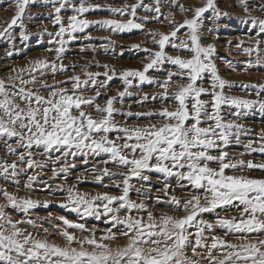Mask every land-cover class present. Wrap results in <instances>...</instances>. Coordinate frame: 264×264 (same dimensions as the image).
<instances>
[{
  "label": "snow or ice",
  "instance_id": "obj_1",
  "mask_svg": "<svg viewBox=\"0 0 264 264\" xmlns=\"http://www.w3.org/2000/svg\"><path fill=\"white\" fill-rule=\"evenodd\" d=\"M36 3L37 0H10L9 6H14L15 12L0 27V38L14 45L18 27L22 29L19 38L27 41L30 33L25 20L32 21L39 15L27 9ZM47 3L41 0V6ZM51 3L49 18L58 30L53 33L45 27L36 35L47 34L49 42L58 45L55 59L38 58L18 72L13 68L16 75L0 78V150L5 153L0 157V178L19 190L23 175L25 190L33 191L39 181L50 195L63 193L58 206L76 213L78 219L49 213L34 220L32 210L47 208L53 201L18 197L0 186V196L5 200L0 204V264H264V129L243 142L241 137L249 136L253 130L239 122L254 109L264 113V83L238 85L246 93L253 90L250 94L255 99L230 94L236 83L222 78L214 59L215 45L202 43V39H208L201 35L205 13L211 11L214 21L229 13L218 7L217 0L187 7L181 0H154L151 4L125 0L122 6L93 0ZM238 6L248 14L245 22L258 28L256 35L264 36V17L251 15L254 9L249 0H240ZM162 7L192 13V18L178 22L174 12L165 14ZM138 9L145 14L139 15ZM259 10L264 13V4L259 5ZM105 11L109 17L88 18L90 13ZM62 12L70 14L65 19ZM153 21H167L171 30L165 33L146 28ZM185 28L188 31L181 32ZM89 29L110 35L97 38ZM133 30L145 35L154 46H128L145 53L142 67L118 71L114 65L97 61L95 66L104 69L102 72L88 71L86 64L81 66L84 78L71 75L56 79L57 73L63 75L76 68L74 63L63 62L72 42L82 38L88 43L81 45V52L102 50L107 54L116 45L111 35ZM215 30L207 29L209 33ZM97 39L106 43H93ZM168 48L184 55H172ZM243 52L255 55L254 61H247L244 71L264 69V40L256 39ZM119 54L123 55V51ZM6 55L11 56L12 51ZM227 63L234 71L231 62ZM48 74L53 79L51 84ZM116 78L123 90L108 95L109 85ZM145 84L152 85L155 91L144 92L141 86ZM134 95L142 108L152 102L160 107L133 112L131 104L125 106L124 98ZM102 96L106 97L103 104L99 102ZM118 114L147 123L129 125L117 120ZM236 146L244 150L232 155ZM37 152L43 159L35 158ZM254 154L262 159H244ZM8 156L15 159L9 161ZM79 156L103 157L87 171L94 182L115 188L120 194L81 192L78 184L88 178L83 173L76 177V183L68 184L76 167L74 160ZM84 163H88L87 159ZM49 164L53 165L50 179L59 177L65 181L56 184L55 189L41 177ZM28 170L34 171L28 175ZM256 172L261 175H254ZM153 174H157V180L164 178L156 189L163 197L149 195ZM168 177H178L177 187L185 195L176 194ZM133 193L142 199H133ZM150 198L155 205L168 206L182 215L156 212L145 202ZM9 209L23 216L16 219ZM88 218L102 221L106 227H89ZM39 219H47L52 230L38 223ZM54 234L63 244L49 239ZM121 240L125 241L122 245Z\"/></svg>",
  "mask_w": 264,
  "mask_h": 264
},
{
  "label": "rangeland",
  "instance_id": "obj_2",
  "mask_svg": "<svg viewBox=\"0 0 264 264\" xmlns=\"http://www.w3.org/2000/svg\"><path fill=\"white\" fill-rule=\"evenodd\" d=\"M94 3H101V4H112L113 6H122L125 0H93ZM136 0H127V3H135ZM182 3L187 7L189 5L194 6H202L206 0H181ZM145 3H154V0H145ZM240 0H217V5L220 7L223 11H227L229 13L228 16L221 17L219 20H213L212 12L209 11L208 13H205V19H204V25H203V31L201 32L202 37H208V39H202L203 44L212 43L216 47V54H215V61L217 63V66L219 68L220 74L222 78L233 81L236 83L237 87H234L231 89L230 94H235L239 96H246V98L255 99L256 97L252 93L253 90H248L247 93L245 90L240 88L238 85L241 83H264V69H261L259 67L251 68L248 71H244L245 67H247V61L255 60V55L249 56L246 53L243 52V48L246 47H252L255 43L256 39L264 40V36H257L256 33L258 32V28H253L250 23H246L245 19L247 18L248 14L244 12L243 8L239 7ZM250 7H252L254 10L251 12L252 16H260L264 17V13H262L259 10V5L264 4V0H249ZM10 0H0V27L5 26V21H10L11 17L13 16L15 12V8L10 7ZM52 3L51 0H48V3L46 6H41V0H37V3L34 5H30L29 9L27 11L33 13V14H39L36 16V18L32 21L25 20V24L27 25L28 32L30 33L29 39L27 41H21L19 38V32L22 30L18 27L15 28V35H16V41L13 45L8 39L6 38H0V78L7 79L9 75H16V72H13L12 69H16L17 72L21 68H26L29 63L33 60H36L38 58H44L47 57L49 60H54V49L58 46L54 43H50V37L47 34H44L43 36H37V32H43L44 28L47 27L49 32H56L58 30V26L54 27L51 23V20L49 18V13L52 12ZM139 15H144L143 9H138ZM162 11L166 14L168 11H172L175 13V19L178 22H183L185 18H192V13H186L181 14L175 7L168 8V7H162ZM63 16H65V19L67 18V15L70 13H61ZM148 15H151L150 13ZM104 17H109L108 12H95L88 14L89 19H100ZM111 18H119V17H111ZM244 18V19H242ZM163 19V17H161ZM146 28L153 29V30H159L161 32H169L171 30L170 25L165 21L164 23H156L151 22L146 25ZM208 28H215V32L209 33L207 31ZM92 32V35L97 38L106 37L109 36L110 33L107 31H96L93 29H89ZM188 30L182 29L181 32H187ZM183 38V37H182ZM111 39L116 42V45L114 46L112 51H109L107 54H105L104 51L98 50L96 53H92L89 50H85L84 52L80 51V47L82 44L88 43L87 41H84L82 38L78 39L77 41L72 42L68 47L70 48V51L65 53V59L64 63L66 65L76 64L75 70L69 69V71L66 74H60L57 73L56 79L57 80H63L66 79L67 76L71 75H81L83 77L82 73V67L83 65H89L87 68L88 71H100L102 72L104 69L97 68L95 66V62H99L100 64H110L114 65L116 69L119 71L124 68H140L142 67L143 63H146V60L144 59L145 53L143 51H138L135 49H132L128 47L132 44H140L142 47H148L153 48V43L150 39H148L145 35L141 34L137 30H133L132 32H126L120 35H111ZM243 42L240 47H236V45L240 42ZM93 43L99 45L106 43L103 39H97L93 41ZM124 46L123 49L120 46ZM46 49H53L52 52L46 51ZM169 51L170 54L176 55L181 54L184 55V53H176L171 48L166 49ZM8 51H12L11 56H7L6 53ZM123 51V55H120L119 53ZM231 62V64L234 67L230 68L228 66L227 62ZM25 75V78L27 79V75ZM48 83H53V79L51 74H48ZM103 79V77H101ZM39 87V86H37ZM144 92H153L155 91L154 87L152 85H142L141 86ZM110 91L108 92V95H115L116 90L120 89L123 90V85L119 78L114 79L110 85H109ZM91 94V93H89ZM142 94V93H141ZM106 97L102 96L100 98V103L103 104ZM137 96H126L124 98V104L127 106L128 104L132 105V111H147L149 107H160L159 103H149L146 107H140L136 104ZM120 105H117L119 107ZM125 111H127V108L125 107ZM117 120L124 122L126 121L129 125L138 124V123H147V120L140 119L138 120L136 117H127L124 115H117ZM158 122V121H154ZM241 123H244L246 127L251 128L253 130L252 133L249 134V136H242L241 139L243 142H247L249 138H255V134L258 133L261 129H264V113H261L258 109H254L251 112H249L246 116L242 117L239 121ZM244 149L242 146H236L234 150L231 152L232 155H239L240 152H242ZM5 155L3 150H0V157H3ZM35 158L37 160L43 159L38 152L36 153ZM103 157H95V156H88L83 157L79 156L75 158L74 162L76 163V167L71 171L69 175V179L67 181L68 184L76 183V177L80 176L81 173H83L88 178L84 180L82 183L78 184V188L81 192H89L92 194H95L97 192H110L114 195H119V191L115 188H105L102 187L99 183L94 182L91 175L88 173V169H91V167L98 163L100 159ZM7 159L9 161L15 159V157L8 156ZM70 160L72 158H69ZM87 159L88 163L85 164L84 161ZM244 159H254L256 161H259L262 159L258 155L253 156H245ZM53 165L49 164L48 167L43 169L41 171V177L43 180H47L49 183L52 184L53 189H55L56 184L59 183H65L61 178H55L50 179L52 177V169ZM58 168L59 165H56ZM109 167H112V165H109ZM117 169L113 168V171H116ZM34 170H28L27 174L31 175ZM40 171V170H35ZM254 175H261V173L256 172L253 173ZM157 174H153V190L149 194L151 198L156 197L157 195L163 197L162 192H157L156 189L159 188L164 180L162 176H160V179H156ZM168 182L172 184L173 187L176 188V194L179 196L185 195V192L181 191L179 187H177V181L178 177H168ZM26 183L25 176L20 177V188L17 189V186L13 183L5 182L2 178H0V186L6 187L7 190L18 197H31L35 200L44 201L45 199L53 201L52 204H50L47 208L45 207H38L30 213V216L32 219L36 220L39 218H44L49 215V213L52 214L53 217L56 216H66L69 219L76 220L78 219L77 214L74 212H69L66 209H63L58 206L59 201L64 199V194L57 192L55 195H50L49 192L44 191V185L41 182H37L34 184V190L28 191L23 188V184ZM105 183H109L108 179L105 178ZM134 183H136L134 181ZM138 186V185H137ZM133 199H142V197L138 198L135 193L132 194ZM148 199L145 202L148 203L150 206L153 207V209L156 212H169V214L174 215H182V213L173 212L168 206L163 205H155L153 202V199ZM5 203V200L2 196H0V204ZM9 212L11 215L14 216L16 219H20L23 214L13 212L11 209H9ZM123 214V213H122ZM223 214V213H222ZM229 215H235L236 213H228ZM146 218V217H145ZM211 219L212 217H207ZM38 223L42 224L43 227L49 228L51 231V223L47 219H39L37 220ZM52 223L59 224V221L53 220ZM88 226L91 227L92 225H96L99 229H103L106 227V225L102 221H97L94 218H88L87 220ZM28 231H32L31 228L28 229ZM218 234H223L220 230H217ZM100 233L98 232L97 235ZM44 233L41 231L40 236H43ZM77 235H80L77 233ZM228 239H233V237L229 236ZM50 240L58 243L63 244V240L57 236L53 235L49 237ZM119 243L122 245L125 243V241L121 240ZM113 247H116V244L112 245ZM190 254V253H189Z\"/></svg>",
  "mask_w": 264,
  "mask_h": 264
}]
</instances>
